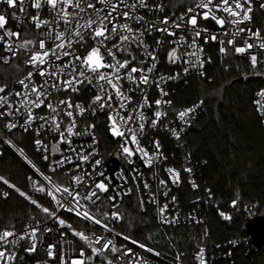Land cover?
<instances>
[{
	"label": "snow or ice",
	"instance_id": "snow-or-ice-1",
	"mask_svg": "<svg viewBox=\"0 0 264 264\" xmlns=\"http://www.w3.org/2000/svg\"><path fill=\"white\" fill-rule=\"evenodd\" d=\"M25 4L26 0H0V6L5 8L0 12V47L4 52L0 62L9 64L23 55L25 65V69L16 66L18 74L14 83L18 87L9 88L6 82L0 84V121H4L0 131L12 133L22 129L24 133L34 134L35 151L48 163V169L42 172L27 161L37 177L29 176L28 183L32 192L49 198L51 207L41 204L30 192L0 175L3 185L38 210V214L28 217L29 222L22 232L17 233L14 226L0 229V264H16L21 241L27 243L24 252L28 255L37 253L38 247L44 249L42 264H150L136 249L155 257L162 256L160 251L148 242L134 239L130 231L116 232V226H123L125 222L126 213L120 210L125 197L140 193L142 182L149 202L157 205L161 224H177L179 215L171 218L166 215L169 205L159 204V193L151 192L150 183L139 169L133 167L129 175L127 169L118 165L111 175L106 174V164L98 149L96 124L89 123L88 117L107 111V130L121 141L114 153L116 161L134 165L133 158L139 154L143 166L152 169L160 160H166L159 140L152 141L153 152L140 143L146 128H158L169 115L167 109L173 106V101L166 99L169 92L164 85L181 78L180 72L157 75L160 49L168 44L167 63L183 65L185 77L193 70L200 77L205 76L203 69L206 63H211V57H204V45L210 43L218 46L221 57L229 54L244 57L249 62L250 74L264 76V71L258 67L264 65V57H261L264 27L251 26L254 0H191L186 11L178 17L173 13L159 21L145 19V14L161 13L165 9L162 2L152 3L151 0H30L31 8L36 10L35 15L30 16L35 35L27 27L20 30V25L29 19ZM10 9L13 11L9 12ZM45 9L48 18H42ZM259 9L264 11V3L259 4ZM9 19L16 22V30L8 27ZM133 23L140 27L133 28ZM153 33L161 34V38L155 40V47L145 42ZM126 84L129 86L127 92ZM153 86L159 98L150 102L148 90ZM90 87L96 89L91 101L87 105L77 102V97ZM137 92L138 102L133 98ZM57 93L64 94V98ZM256 95V111L264 122V89ZM153 104L155 110L149 117L145 111L152 110ZM203 104L204 100L200 99L191 107L173 109L172 114L181 126L177 129L169 122L163 123V127L179 141L184 126L191 123L196 109ZM44 109L47 110L44 115L36 111ZM49 135L51 143L46 139ZM84 137L90 143L77 144V139ZM2 142L24 156V149L18 148L7 135ZM84 165H90L91 170ZM165 171L173 185L182 182L180 170L169 167ZM183 172L191 177L193 169L185 166ZM130 180L133 186H127ZM188 183L194 191L200 188L195 179L190 178ZM158 185L167 197L168 181L160 179ZM206 192L210 200L212 189L207 188ZM0 195L7 199L10 193L4 191ZM136 202L143 212V197L137 195ZM176 202L177 198L172 196L171 203ZM239 202L237 193L231 206L236 208ZM61 212L87 222L92 230L73 227L62 218ZM219 216L225 221L233 219L224 211H220ZM189 219L203 223L191 215ZM127 223L129 230L135 227L132 220ZM51 224L58 225L60 230ZM68 235L75 239L69 241ZM207 236L205 228L203 239ZM116 239L124 243L118 246ZM146 239L152 241L154 238L150 235ZM228 243L235 248L239 242L230 240ZM197 249L194 253L196 264H210L206 245L198 243ZM183 255L177 251L170 264H183ZM231 255V251L225 253L226 257Z\"/></svg>",
	"mask_w": 264,
	"mask_h": 264
},
{
	"label": "trees",
	"instance_id": "trees-1",
	"mask_svg": "<svg viewBox=\"0 0 264 264\" xmlns=\"http://www.w3.org/2000/svg\"><path fill=\"white\" fill-rule=\"evenodd\" d=\"M211 58L205 78L191 80L177 91L175 105L181 109L204 100L203 110L185 140L200 164L202 180L212 189L213 202L221 206L236 199L237 193L240 202L232 209L231 221H222L213 210L209 213L208 236L204 240L201 227L179 226L161 231L152 210L139 213L132 202L124 201L120 210L126 213L125 222L118 227L159 250L188 253L198 243L216 244L246 235V222L240 215L244 204L255 202L264 215V129L253 106L254 93L264 86V76L250 74L246 58L232 54L221 57L216 47H212ZM21 61L22 55L9 64L0 62V84L16 79V66L22 69ZM258 67L264 71V65ZM10 137L35 159L27 135L12 132ZM0 175L28 191L30 172L5 148L0 149ZM41 202L47 205L46 199ZM36 214L34 206L12 191L7 199L0 200V229L18 228ZM128 220L135 223L131 230ZM150 235L154 239L147 241ZM216 264H264V248H236L230 257Z\"/></svg>",
	"mask_w": 264,
	"mask_h": 264
},
{
	"label": "built area",
	"instance_id": "built-area-1",
	"mask_svg": "<svg viewBox=\"0 0 264 264\" xmlns=\"http://www.w3.org/2000/svg\"><path fill=\"white\" fill-rule=\"evenodd\" d=\"M152 3H160L162 2L165 5V9L161 13H147L145 14V19L148 21H159L162 20L164 16H169L171 17L173 13L178 17L181 12L186 11V7L182 8H175L172 9V7L168 6V0H151ZM187 5L191 3V0L186 1ZM264 3V0H254V8L255 11L253 13V24L251 25L253 28L256 27H264V11H261L259 9V4ZM26 10L29 15V19H26L24 24L20 25V30L23 31L25 27L29 29V31L32 34H36V30L34 26L30 23V16L35 15L36 10L32 9L30 6V0H26L25 4ZM5 8L3 6H0V12H4ZM9 12L13 10H8ZM16 14L17 16H20L21 14L19 13V10L16 9ZM42 18H48V11L45 9L42 13ZM8 27H11L13 30L17 29V24L15 21L9 19V24ZM133 28H139L140 25H137L135 23L132 24ZM161 38L160 33H153L151 36H147L145 38V42L149 44L150 46L155 47V40ZM171 39V38H167ZM89 43H92V41L89 40ZM111 46V45H109ZM168 44L165 43L164 47L160 49V62L158 64V69H157V75L160 73H163L165 75L168 74H175L177 72L181 73V78L173 81H168L166 85H164L165 90L169 92V96L166 97V99H170L173 101V106L168 108L167 111L169 113L168 117L162 122L158 128L153 129L150 126L146 128V135L141 138V145L148 149L150 152H153L154 145L152 141L159 140L161 144V151L165 157H167L166 160H160L152 169H148L143 166L142 161L139 159V154L135 156L133 159L135 160L134 165H127L123 164V161H116L114 153H116L119 149V144L121 141L119 139L113 138L108 130H107V111L104 112H97L95 116H89L88 117V122L89 123H95L96 124V135L99 140V145L98 149L99 152L103 155L105 164H106V174L111 175V172L113 169H116L118 165H122L125 169L128 170L129 175H131V169L133 167L139 169L140 172L143 173L144 178L148 180V182L151 185V192L152 193H159L157 196V199L159 201V204L163 206L164 204H168V212L166 215H168L170 218L173 216H176L177 214L179 215V223L177 224H172V225H165L161 224L160 220L157 217L156 209L157 205L152 204L149 202V194L143 190L142 188V182H141V192L136 193L134 192L131 197H125L124 201H130L132 202L139 213H145L148 209L152 210L155 218H156V225L159 230L165 231L166 229L173 228V227H179V226H190V227H201L205 230L207 228L208 230V222H209V213L213 210L215 211L218 216L220 211H224L225 213L232 214V209L233 207L231 206L230 201H225L223 205L217 206L213 202V198L210 200L208 199V193L206 192V189L209 188L205 181L202 180L201 178V168L199 167V163L197 162L196 159H194L187 142L185 140V137L187 133L193 128L197 117L201 114L203 110V105L199 108L196 109L195 113L193 114V118L191 120V123L187 126H184V131L181 133V139L177 141L171 133L163 127V123H170L171 127H176L179 129L181 126L180 122L173 116V109H177L175 105V98L174 95L176 94L177 91L182 90L183 87H185L189 81L191 80H201L204 79L206 76V71L207 68L211 65L212 63V58H211V63H206L203 71L205 72V76L202 78L200 77L195 70L191 71L188 76L183 75V65H169L166 60V55H167V50H168ZM212 47L218 48L216 44H207L204 45L205 52H204V57H212ZM133 48H135V45H133ZM83 51V49H81ZM219 51V50H218ZM3 48L0 47V55H3ZM139 55V52L137 51L136 53ZM20 56H18L16 59H18ZM240 57V56H239ZM261 57H264V53H261ZM15 59V60H16ZM24 57L22 55V69H25V65L23 63ZM26 74V70H25ZM15 80L12 82L8 83L9 88H16L18 87L14 83ZM39 82V80L37 81ZM128 85H125V91H128ZM261 89H264V86L260 87L257 89L254 93L253 96V106L256 110V105L254 104V101L258 99L256 93L259 92ZM96 89L95 87H90L87 91H85L82 95L77 97V102L84 103L87 105L90 101L91 98L95 95ZM56 95H59L61 98H64V94L62 93H57ZM148 96H149V101L152 102L155 99L159 98V93L158 90L155 88V86L151 87L148 90ZM134 101H139L140 100V95L139 93H135L134 96ZM198 103V102H196ZM195 104V103H194ZM193 104L187 106L191 107ZM185 108V107H184ZM183 109V108H181ZM155 110V105L153 104V109L152 110H146L145 114L148 115L149 117L152 116V111ZM179 110V109H177ZM40 115H44L46 113V109L44 110H36ZM257 113V111H256ZM257 116L259 118L260 123L262 124V127L264 129V122L261 121L258 113ZM22 122V121H21ZM4 121H0V129H2ZM81 127H83V124H81ZM13 132H18L21 134H25L29 137V143L32 148L33 154L35 159H32L29 157L25 152L24 156H21L15 149L10 148L7 144H4L2 141L5 138V135H7L8 138L12 140L10 137L11 133H6V130L0 131V149L5 148L7 149L10 153L14 155V157L21 162L26 169L30 172L31 176L33 179H36V175L32 169V167L29 165L27 161H31L32 164H35L37 168H39L42 172H47L48 169V163L42 160L41 155L35 151V145H34V139L35 136L32 132L29 133H24L22 129H15ZM47 141L49 143L52 142V137L49 135L46 137ZM13 141V140H12ZM15 144V142L13 141ZM90 143V140L87 137L84 138H78L77 139V144H87ZM16 145V144H15ZM18 148V145H16ZM66 150V146H63ZM27 158V159H25ZM58 158V157H56ZM191 167L193 169V172L191 174V177L189 176L188 173L183 172V168ZM84 167L88 168L90 171V165H84ZM176 168L181 171V180L182 182L179 185H173L170 180H169V174L165 171L166 168ZM153 173H156L155 178L153 177ZM195 179L196 182L200 185V188L196 191H194L190 184L188 183L189 179ZM160 179H164L168 181V187L170 188L169 195L165 197L163 195L164 189L159 187L158 181ZM120 181H117L119 183ZM127 186H133V182L130 180L129 185ZM11 189H8L6 185H3L2 182H0V194H2L4 191H8L10 193ZM192 194V195H191ZM137 195H140L143 197L144 200V211L141 212L137 206ZM175 196L177 198V202L175 204L171 203V197ZM197 198H199L198 202L194 203V201H197ZM0 200H5L2 195H0ZM45 206L51 207V204L49 203V198H47V205ZM247 209V212L245 211ZM249 213H252V215H249ZM194 216L198 220L202 221L203 223L197 224L194 221L189 219V216ZM240 215L245 222H247L249 219L254 218L257 215H260V211L255 204V202L247 203L244 204L241 209H240ZM62 218H64L67 222L71 223L73 227H76L80 230H85L87 229L88 231L92 230V226L89 225L87 222H82L80 221L77 217H75L73 214L68 213V212H61ZM219 218L222 221L223 220L220 216ZM29 222V221H28ZM28 222L24 223L18 228H15L17 233H20L24 230V227ZM51 223V222H49ZM53 228H56L58 230L59 226L56 224H51ZM98 228V226H96ZM4 229V228H2ZM63 231H67V229H63ZM116 232H124L122 231L118 225L116 226ZM134 238V237H133ZM67 239L69 241L74 240L75 238L72 237L71 235H68ZM136 239V238H134ZM138 240V239H137ZM230 240H236L238 241V245L233 248L232 245L228 243ZM142 242V241H141ZM116 243L119 246L120 244L124 243V241L120 239H116ZM207 247V257L210 261V264H216L219 260H223L227 258L225 256V253L228 251H233L236 248H245V249H254L253 245L251 244L250 237L246 235L238 236L236 238H230L227 239L226 241H223L221 243H216V244H208L203 243ZM219 244L221 245L220 248H217L216 245ZM27 243L25 241L20 242V246L18 248V258L16 261V264H37V261H40L41 264L43 260L45 259V253L44 249L42 247H38L37 253L33 255H28L27 253L24 252V248L27 247ZM80 246V242L77 241V247ZM129 247H135L131 244L128 245ZM153 247V246H152ZM172 247V246H171ZM155 248V247H153ZM156 250L160 251L162 253L161 257H155L151 255L150 253L143 252L141 249H136L137 252H140L147 260L150 261V264H170V262L174 259L176 252L178 250H173L172 252L166 251V250H159L155 248ZM197 244L192 248L188 253L185 251L179 250V252L183 253L184 255L182 256L183 264H196L194 260V253L197 251ZM166 257V258H165Z\"/></svg>",
	"mask_w": 264,
	"mask_h": 264
},
{
	"label": "water",
	"instance_id": "water-1",
	"mask_svg": "<svg viewBox=\"0 0 264 264\" xmlns=\"http://www.w3.org/2000/svg\"><path fill=\"white\" fill-rule=\"evenodd\" d=\"M246 234L254 248H264V215H257L245 224Z\"/></svg>",
	"mask_w": 264,
	"mask_h": 264
},
{
	"label": "rangeland",
	"instance_id": "rangeland-1",
	"mask_svg": "<svg viewBox=\"0 0 264 264\" xmlns=\"http://www.w3.org/2000/svg\"><path fill=\"white\" fill-rule=\"evenodd\" d=\"M168 6L169 7H172V9H175V8H177V7H179V8H182V7H186L187 6V3L184 1V0H168ZM12 191H14V190H10V193L12 192ZM26 192H30L31 194H32V196L34 197V198H37L38 199V201L41 203V204H43L42 202H41V200H45L46 199V201H47V197H45V196H43V199H41L40 198V195L41 194H39V193H35V192H32L31 191V186L29 185L28 186V191H26ZM20 197V196H19ZM22 198V197H21ZM24 199V198H23ZM41 199V200H40ZM28 202V201H27ZM29 203V202H28ZM45 205V204H44ZM33 206V205H32Z\"/></svg>",
	"mask_w": 264,
	"mask_h": 264
}]
</instances>
